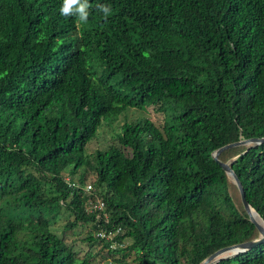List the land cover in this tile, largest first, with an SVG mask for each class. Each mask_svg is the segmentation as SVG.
Wrapping results in <instances>:
<instances>
[{
	"label": "trees",
	"instance_id": "obj_1",
	"mask_svg": "<svg viewBox=\"0 0 264 264\" xmlns=\"http://www.w3.org/2000/svg\"><path fill=\"white\" fill-rule=\"evenodd\" d=\"M62 4L0 0V264H200L257 237L211 152L264 136V0H89L87 23ZM133 108L162 118L87 152ZM231 168L264 220V143ZM79 225L97 252L66 242ZM216 264H264V241Z\"/></svg>",
	"mask_w": 264,
	"mask_h": 264
},
{
	"label": "water",
	"instance_id": "obj_2",
	"mask_svg": "<svg viewBox=\"0 0 264 264\" xmlns=\"http://www.w3.org/2000/svg\"><path fill=\"white\" fill-rule=\"evenodd\" d=\"M261 143H264V136L262 137H250V138H240L236 141L226 143L224 145L219 146L218 148L214 149L211 152L212 158L221 166L223 169V172H225L229 182L233 184L239 193V198L242 204L243 209L247 213L248 220L253 223L255 230L257 231V237H254L252 240L244 241L240 243L231 244L228 246L221 247L208 256H206L200 264H216L218 261L233 257L241 252H245L255 245L261 243L264 241V220L261 218V216L257 213V211L248 203L246 197H245V190L244 187L238 178V176L235 174L233 169L231 168V163L239 157L241 154L245 153L246 150L251 146H257ZM237 146H244L245 149H243L241 152H239L237 155L233 156L231 159L227 161H222L219 159V154L223 152L224 150H227L232 147ZM252 211H255V213L259 216L261 223H259L257 220H255L252 217Z\"/></svg>",
	"mask_w": 264,
	"mask_h": 264
},
{
	"label": "rangeland",
	"instance_id": "obj_3",
	"mask_svg": "<svg viewBox=\"0 0 264 264\" xmlns=\"http://www.w3.org/2000/svg\"><path fill=\"white\" fill-rule=\"evenodd\" d=\"M145 111H139L136 109H129L125 113L121 114L119 119L115 121L114 123L107 125L106 123H103V125L98 130V136L95 140L89 143L87 146V152L91 153L93 150L100 148L104 149L107 147V145L112 141V134L114 132H118V127L124 122V121H134L140 117H151L155 121L159 122L161 120L162 115L157 114L153 112L150 108ZM92 174L88 173L85 179V185H88V183H92ZM236 187L234 185L230 186V193L235 194ZM72 216L66 211H62L61 214L55 219V222L52 225V230L57 233L58 235H62V225L67 219H71ZM88 227H82L81 225L67 230L65 234V240L69 245H72L75 250L80 251L81 255L85 254L86 251H89L90 254H93L97 252L101 245H95L92 248L88 247V245L82 241V237L87 235Z\"/></svg>",
	"mask_w": 264,
	"mask_h": 264
},
{
	"label": "clouds",
	"instance_id": "obj_4",
	"mask_svg": "<svg viewBox=\"0 0 264 264\" xmlns=\"http://www.w3.org/2000/svg\"><path fill=\"white\" fill-rule=\"evenodd\" d=\"M89 0H63L60 14L65 18L75 16L81 23H87L90 9ZM98 11L103 13L105 19L112 14L110 6L98 5Z\"/></svg>",
	"mask_w": 264,
	"mask_h": 264
},
{
	"label": "built area",
	"instance_id": "obj_5",
	"mask_svg": "<svg viewBox=\"0 0 264 264\" xmlns=\"http://www.w3.org/2000/svg\"><path fill=\"white\" fill-rule=\"evenodd\" d=\"M92 189H93V187H92V184L91 183H88V185H85L84 186V191L85 192H89ZM103 205H104L103 201L100 200V199H97L95 202L91 203L90 209L92 211H95L97 209H101L103 207ZM119 230H120V228H117L116 229V232H118ZM113 234L114 233H110V232L105 233L104 231L97 232V236H99L101 238H104V239H111L113 237ZM116 244H117L116 241H112L111 244H110V247L114 248L116 246Z\"/></svg>",
	"mask_w": 264,
	"mask_h": 264
},
{
	"label": "bare ground",
	"instance_id": "obj_6",
	"mask_svg": "<svg viewBox=\"0 0 264 264\" xmlns=\"http://www.w3.org/2000/svg\"><path fill=\"white\" fill-rule=\"evenodd\" d=\"M252 217L257 220L259 223H261V220L259 218V216L255 213V211H252Z\"/></svg>",
	"mask_w": 264,
	"mask_h": 264
}]
</instances>
